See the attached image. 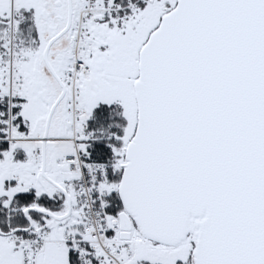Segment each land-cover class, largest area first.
I'll return each instance as SVG.
<instances>
[{
	"label": "snow or ice",
	"instance_id": "snow-or-ice-1",
	"mask_svg": "<svg viewBox=\"0 0 264 264\" xmlns=\"http://www.w3.org/2000/svg\"><path fill=\"white\" fill-rule=\"evenodd\" d=\"M0 264H264V0H0Z\"/></svg>",
	"mask_w": 264,
	"mask_h": 264
}]
</instances>
